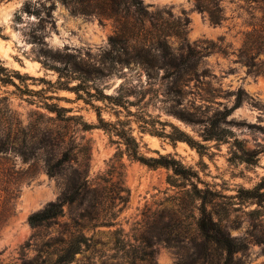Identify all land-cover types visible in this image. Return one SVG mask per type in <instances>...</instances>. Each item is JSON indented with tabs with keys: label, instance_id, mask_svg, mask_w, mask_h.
<instances>
[{
	"label": "rangeland",
	"instance_id": "374dc122",
	"mask_svg": "<svg viewBox=\"0 0 264 264\" xmlns=\"http://www.w3.org/2000/svg\"><path fill=\"white\" fill-rule=\"evenodd\" d=\"M141 1L147 13L143 16L137 15L132 0H0V61L11 71L43 79L25 84L15 81L23 91L39 92L33 97L22 96L13 85H0V102L8 99L4 102L14 113L13 127L0 130V141L4 143V148L0 147V264H23L39 255L40 261L47 258L43 244L59 227L34 229L29 217L62 199L69 179L85 157L87 143L91 147L89 179L99 183L108 179L130 195L125 209L117 213L115 227L88 232L101 242L96 251L79 255L73 264H130L124 257L122 240L128 251L150 243L148 251L154 252V264H220L221 251L209 248L205 257L200 247H194L201 241L195 225L196 204L187 195L192 183L210 192L208 209L224 231L247 244L235 256L238 264H264V202L257 198L258 193H264V189L257 192L264 183V75H258L257 68L250 67L242 54L245 37L261 15L250 0H222L225 21L216 26L206 12L195 8L196 0ZM28 4L30 13L26 12ZM42 4L55 5L53 24L41 22L37 16ZM116 35L125 36L131 47L129 53L144 50L150 57L155 65L150 78L135 63L115 65L116 55L127 57V48L121 46L117 53L112 47L110 38ZM163 54L167 55L166 62L172 59L179 65L188 59L187 67L199 65L201 78L182 80L188 86L176 104L163 102L167 85L179 81L164 66ZM255 54L250 52L249 58ZM68 55L74 56L83 72H101L78 75L75 81H95L89 85L109 95L122 83L136 90H149L141 109L155 120L173 124L206 150L200 156L186 143L173 145L141 134L133 124L142 153L154 158L170 155L198 179L175 178L169 169H151L126 155L119 157L118 145L104 131L86 133L78 126L66 128L55 114L44 109L45 103L55 104L73 111L67 116H80L90 124H98L95 111L76 100L74 93L58 90V74L43 64L48 61L50 67L68 68ZM261 61L264 55L254 58L256 65ZM75 81L71 80V85ZM198 88L210 89V102L204 101L207 96ZM238 99L242 105L233 110ZM2 107L0 103V110ZM171 107L176 116L167 113ZM198 108L206 116L230 110L222 127L226 135L223 141H203L204 126L189 122L200 114ZM120 111L121 119L126 120V112ZM103 117L117 121L110 110ZM3 123L4 116L0 115V127ZM167 131L171 133L169 127ZM72 147L78 162L72 160L57 174L49 175L46 159L55 162ZM170 178L175 187L169 184ZM65 212L61 222L70 221L80 210L66 208ZM171 223L175 224L170 229L171 237L176 238L178 231L186 238L181 248L159 241Z\"/></svg>",
	"mask_w": 264,
	"mask_h": 264
},
{
	"label": "trees",
	"instance_id": "16d2710c",
	"mask_svg": "<svg viewBox=\"0 0 264 264\" xmlns=\"http://www.w3.org/2000/svg\"><path fill=\"white\" fill-rule=\"evenodd\" d=\"M250 1L254 3V9L261 16L257 19V24L252 25V31L246 35L242 54L250 67L257 68L256 72L258 75H264V61H261L258 65L254 63V58L264 55V0ZM132 2L137 15L143 16L147 14L141 0H132ZM221 2L222 0H196L195 8L199 12H206L209 15L211 23L219 26L225 21V13ZM41 7L42 11H36L40 21L53 24L52 17L55 5L51 4L47 7L45 4H42ZM29 8L30 5L28 4L26 6L27 13H30ZM42 12L44 15H41ZM110 43L117 53L120 51L118 50L119 47L124 46L127 48L124 50L126 53L125 55H127L126 58H121L117 55L114 57L115 65L123 67L135 63L140 65L141 68L147 72L149 78L151 77V72L154 71L155 65L152 64L150 57L144 50L135 52L134 54L129 53L128 50L131 47L128 46L125 36L123 35L111 37ZM252 51H255L256 54L249 58V54ZM161 58L164 62V66L171 70L172 78H177V80H179L172 81L167 85L163 93V102L176 104V101L179 102V99L183 98L184 89L188 86L181 83L182 80L188 77L194 78L195 80L201 78L199 76V65L195 63L193 66L187 67L186 61L188 59L182 60L179 65L174 63L172 59H170V62H166L165 59L167 55L165 54H163ZM69 59L73 61L69 62ZM47 62L48 61L43 63L44 66L54 70L58 74L57 83L58 86H60L58 90L74 93L76 95V100L83 101L86 105H89L97 116L98 124H90L86 122L83 117L75 115L67 116L66 114L73 113L71 109L60 108L55 104H43L44 109L51 114H55L56 120L65 124L66 128L78 126L82 132L86 133L96 129L102 130L108 134L113 143L118 145L119 157L126 155L130 160L139 162L151 169H169L173 172L175 178L178 177L186 181H190L193 178L198 179L197 175H192L180 161L170 155H159L158 158H154L147 157L142 153L140 142L134 135L135 129L133 124L137 126V130L141 134H149L153 137L168 140L173 145H176L178 142L186 143L192 149L196 150L200 156H204V151L206 150V147L202 143L192 139L182 131H179L173 124L162 123L161 121L155 120L151 115L146 114L145 111L141 109L140 104L146 99L149 90H145L143 87H140V90H136L122 83L113 94L109 95L104 92V89L89 85L90 83L94 84L95 81H75L79 80L76 77L78 75L87 74L91 76L93 74H100L101 72L100 70L83 72L74 61V56L68 55L65 64L71 65L64 69L50 67ZM42 80L43 79H35L27 74L22 75L18 71H11L4 67L2 61H0V85L15 86V88L21 92L22 96L33 97L39 92L29 89L23 91L21 86L15 81L25 84V81ZM71 80L76 83L71 85ZM63 81H66V83ZM196 82L200 83V81ZM92 90H94V92ZM197 90L205 92L207 99H203L204 101H211V99H208V97L211 98L210 96L213 94L210 89L198 88ZM132 98L135 100H132ZM4 100L8 102V99L6 100L5 98ZM4 100L0 102L3 106L0 110V115L4 116V123L0 127V130H9L13 127L14 113ZM96 103L102 105L99 106L96 105ZM241 105L242 101L238 99L233 110ZM132 108H136V111H132ZM108 110L114 112L117 118L116 122L108 121L103 117V113ZM120 110L126 112V120L121 119L122 111ZM167 110V113L176 116L173 107ZM197 111L200 112V114H196L194 119L189 122L194 125L204 126L205 129L202 133L203 141H223L226 135L222 127L230 114V110L216 111L210 116L204 115L200 108H198ZM168 127L171 129V133H168ZM59 138L58 136L55 139L58 140ZM62 140H64V137ZM0 147L4 148L2 140L0 141ZM84 147L85 157H82V163H79V168L74 170V175L69 179L67 191L62 199L58 202L48 204L44 209L29 217V224L34 229L39 230L56 226L59 227V231L43 244V252L47 258L44 261H40L41 255H39L33 260L24 261L23 264H73L79 255L95 252L97 246L101 244V242L96 239L95 234L89 236L88 232H94L101 227H115L116 224L114 221L117 217V213H120L127 206L130 195L128 190L111 184L108 179H102L100 183L89 179V163L91 159L89 153L91 147L88 143ZM76 157L75 149L72 147L64 151L62 157L55 162L52 159H46L48 174L51 176L57 174L62 170L65 164H68L72 160H77L76 162H78ZM169 180V184L175 187L171 178ZM191 185L192 190L188 191L187 195L192 199L193 203L196 204L195 209L198 217L195 225L201 241V244H195L194 247H200L203 254L204 252L206 253L205 257L208 256L207 252L209 248H215L223 253L220 264H238L235 256L243 252L247 244L241 239H235L228 235L224 231L221 222L215 217L214 213L208 209L209 204H211L210 192L207 189H200L197 183H192ZM262 189H264V183L257 188V192ZM258 194L259 196L257 198H260L261 202H264V193ZM66 208H76L79 209L80 212L70 217V221L61 222V220L66 217ZM117 208H119V210L115 212ZM178 222L181 223L180 220H178ZM174 225L175 224L171 223L167 226L169 231L168 228H166L167 232H163L159 241L163 242L168 247L181 248L186 238L178 231H176V238L171 237L170 229L172 230ZM119 242L123 245L122 250L124 257L129 260L130 264H154V252L152 250L148 251V249L151 248L150 243L144 248H134L128 251L126 249L127 245L124 243L125 241L122 240Z\"/></svg>",
	"mask_w": 264,
	"mask_h": 264
}]
</instances>
